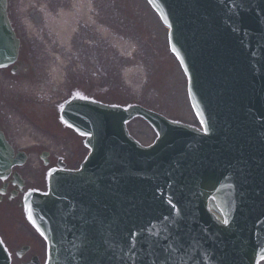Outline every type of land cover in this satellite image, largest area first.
I'll use <instances>...</instances> for the list:
<instances>
[{"label": "water", "instance_id": "obj_1", "mask_svg": "<svg viewBox=\"0 0 264 264\" xmlns=\"http://www.w3.org/2000/svg\"><path fill=\"white\" fill-rule=\"evenodd\" d=\"M151 1L172 28L206 132L139 107L71 105L94 116L76 119L92 135L93 153L81 171L52 174L50 195L27 201L50 242L49 264H257L264 258V0ZM18 51L0 0V67ZM136 116L158 132L154 146L128 136L125 123ZM12 158L0 133V177ZM210 197L227 226L209 212ZM10 263L0 242V264Z\"/></svg>", "mask_w": 264, "mask_h": 264}, {"label": "rangeland", "instance_id": "obj_2", "mask_svg": "<svg viewBox=\"0 0 264 264\" xmlns=\"http://www.w3.org/2000/svg\"><path fill=\"white\" fill-rule=\"evenodd\" d=\"M85 2L12 0L13 21L27 38V45L35 57L33 64H39L45 79L39 82L51 84L50 89L64 83L67 70L78 54L69 38L82 30L79 21L86 18L90 29L84 30L85 43L96 44L101 82L105 78L111 82L113 78L117 86L105 89L111 93L104 97L109 103H136L167 117L197 124L189 102L187 79L170 53L168 31L147 1L88 0L87 6ZM57 70L61 80L50 75ZM93 79L99 83L98 77ZM26 89L34 96L45 98L39 95L37 86ZM129 129L143 145L151 144L156 138L154 131L142 120L133 121ZM25 172L34 179L40 175L32 169Z\"/></svg>", "mask_w": 264, "mask_h": 264}, {"label": "flooded vegetation", "instance_id": "obj_3", "mask_svg": "<svg viewBox=\"0 0 264 264\" xmlns=\"http://www.w3.org/2000/svg\"><path fill=\"white\" fill-rule=\"evenodd\" d=\"M0 100H3L5 104H12L14 103V98L12 99H9V98H5V93H2L1 92V95H0ZM16 109L15 110H18L19 108L17 106H15ZM37 111V108L36 107H33L32 109H30L28 111V113L26 114L25 117H28L30 118L31 115L33 113H35ZM56 121H53L51 118H47L45 121H44V125L45 127H43L41 124L38 125L47 135L48 137L51 139V145L54 146V147H48L46 148L47 150L50 151V167L51 168H58L60 164H65L66 168H73V160L75 159V155L77 153H79V149L81 148L79 146V140H76L75 136L69 134V133H65V131H63L65 133L66 136H57L55 133L53 132H56L58 130L56 124H55ZM58 145H62V146H58ZM56 146V147H55ZM61 147V149H60ZM62 150V151H61ZM61 154H65V156L67 155L66 158H64V156L62 155H56L55 152H59ZM8 190H9V193L7 195V198L8 200L11 202L13 201H18L17 204L15 205H12L11 204V210L15 213L17 208H20L22 206V202H21V193H19L17 195V197L15 199H11V194H12V191L16 190V191H19V188L18 187H13V186H9L8 187ZM16 223V222H15ZM19 225H24V227H26L25 225V222L24 220H22L20 218V220L17 221L16 223V226L14 225L12 228L11 226V230L12 231H17L18 229V226ZM0 226L4 229V230H8L9 229V226L6 224V223H2L0 224ZM20 233L18 234H15L13 238H11L10 240H13V239H16L18 236H19ZM32 235H27V237H23L21 236L20 239L23 238L24 242L22 245H20L19 249H23L22 252H25L22 257H21V261H22V264H43L45 262V250L43 248V246L41 244H39L38 242H33V236L31 237ZM18 257V256H17ZM19 258V257H18Z\"/></svg>", "mask_w": 264, "mask_h": 264}, {"label": "snow or ice", "instance_id": "obj_4", "mask_svg": "<svg viewBox=\"0 0 264 264\" xmlns=\"http://www.w3.org/2000/svg\"><path fill=\"white\" fill-rule=\"evenodd\" d=\"M225 223H227V221H224Z\"/></svg>", "mask_w": 264, "mask_h": 264}]
</instances>
